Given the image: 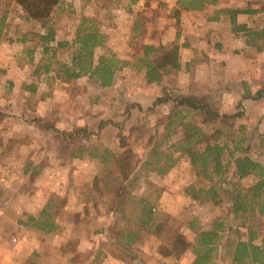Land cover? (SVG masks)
<instances>
[{
    "label": "rangeland",
    "instance_id": "obj_1",
    "mask_svg": "<svg viewBox=\"0 0 264 264\" xmlns=\"http://www.w3.org/2000/svg\"><path fill=\"white\" fill-rule=\"evenodd\" d=\"M88 1L60 0L47 21L48 25L52 24L56 39L70 41L82 15L97 16L99 28L108 36V48L118 57L122 54L121 58L126 59L123 56L129 55L127 60L132 61L142 54L143 45L150 41H154L152 45L156 47L171 42L178 46V59L180 48L185 46L181 52L186 59L189 58V65L173 69L171 60L162 56V84L150 88L145 85L140 72L123 71L124 68L116 73L112 85L104 87L88 75L65 83L55 78L54 69L46 75L34 74L35 66L43 57L35 33L42 32L44 28L41 23L27 18V13L17 2L0 0V19L4 17L0 32V146L5 143L3 136L7 133L17 137L6 141L7 155L0 153V179H3L0 180V213H23L22 221H25L27 215H36L48 199H53L50 212L58 225L52 232L22 225L17 231H22L20 238L24 239V244L13 253L17 257L23 256L24 264H190L193 259L191 251L177 257L164 256L162 248L171 245L175 234L192 242L196 228H191L190 223L209 229L215 218L224 216L226 225H230L231 229L222 233L210 264H232L227 246L229 235L243 234L247 225L256 227L259 235L264 234V217L255 213L242 217L228 213L224 190L231 191V182L234 181L232 169L224 178L223 188L218 191L221 202L214 205L207 200H193L185 193L188 185L198 188L205 181L194 173L184 156H178L179 153H174L177 161L164 175H156L140 163L149 158L152 143H160L164 139V123L161 122L166 120L164 116L170 111L172 103L152 105L155 94L165 95L162 87L177 95L215 90L216 98H213L216 106L223 112L235 113L237 102L227 98L224 90L238 88L242 82L250 86L254 84L253 79H257L253 75L256 64L247 66L245 69L248 70H243V74H227L225 69L228 64L216 58L215 63L209 64L213 58L210 54L230 46L229 49L239 55L231 66L240 68L239 58L245 61L246 58L255 59L260 52L264 55V42L262 51H256L254 47L244 51L242 46L246 37L243 32L234 33L231 30V35L229 26L222 25L221 36L212 38L206 35L207 32L200 31L203 27L194 28L192 33L191 27L190 31L185 25H180V34L176 38V23L169 24L159 19L164 12L163 7L152 9L146 3V9L137 8L130 0ZM221 3V8L229 9L256 7L257 11L249 14L244 23L251 28L264 27V0H223ZM215 9L218 8L210 6L208 11L213 13ZM130 12H138V31L132 29L129 32ZM223 30H226L224 36ZM23 38H26L25 42H21ZM103 51V48H95V58ZM72 52L73 46L68 45L57 50L56 58L68 63ZM157 54L161 55L160 52ZM260 60L263 64L258 62V65L264 69V58ZM201 64L211 68L210 74L212 71L214 74L203 75L206 72ZM245 71L252 77L248 82L239 78L247 76ZM27 86H36V91L30 92L26 88L24 93L21 88ZM261 88H264V79ZM239 110L242 115L233 119L234 129L244 137L243 145L247 146V153L264 162V99L241 103ZM33 116H40L44 122H31ZM194 118L199 119L195 115ZM39 124L51 127L41 128ZM211 126L203 125V128L209 130ZM55 129L66 133L70 130L81 132L63 150V137ZM180 135V131L174 128L169 139L175 141ZM79 143L85 145V154L71 156ZM103 149L115 154L122 150L129 153L128 165L133 170L126 183H132L133 194L148 195L151 184L161 189L155 213L166 214L167 217L160 235H145L129 251L122 248L116 250L117 246L111 242L108 227L120 221H117L115 213L108 210L109 202L116 196L114 188H105L103 182L116 176L111 174L116 171L117 164L112 156L103 162L100 157L92 156L101 155ZM95 179L98 186H94ZM252 182V176L241 180L243 186ZM130 207L127 205L126 210L129 211ZM7 240L14 241L12 237ZM112 251H118V256H113Z\"/></svg>",
    "mask_w": 264,
    "mask_h": 264
},
{
    "label": "trees",
    "instance_id": "obj_2",
    "mask_svg": "<svg viewBox=\"0 0 264 264\" xmlns=\"http://www.w3.org/2000/svg\"><path fill=\"white\" fill-rule=\"evenodd\" d=\"M13 1L25 10L27 18L41 23L44 28L42 32L35 33L43 57L41 62L35 66L34 74L46 75L54 69L55 78L65 83L88 75L94 77L99 85L104 87L112 85L116 73L125 67L143 70L145 82L148 84H160L164 76V67L160 64L162 56L171 60L173 69L180 68L176 43L169 42L168 45L158 47L152 44H144L142 54L129 61L118 57L108 48L106 44L108 36L99 28L97 16L82 15L76 26L74 38L70 41L59 40L55 38V30L52 24L48 25L47 21L53 9L59 5L60 0ZM89 1L93 3V0ZM130 1L135 2V0ZM219 2L220 0H177V8L174 12L177 17L175 37L178 38L180 34V20L178 18L180 11L201 10L207 5H217ZM255 8H218L215 9L214 14L209 19L217 20L220 15H226L231 30L234 33L243 32L246 37L245 44L248 47H254L256 51H262L264 27L251 28L244 23H238L236 18L237 14L240 13L251 14L256 12L257 9ZM137 16L138 12H136V20L131 23L133 31L139 29ZM3 19L4 17L0 19V32L4 24ZM25 41L26 38L21 39V42ZM68 45L73 46L70 61L68 63L58 61L56 58L57 50ZM97 47L103 48L104 51L95 58L94 52ZM158 52L161 55H158ZM53 64L56 65V69L52 67ZM241 86L244 92L243 99H264V88H259L252 93L246 82H242ZM27 89L30 92H35L36 86H27ZM162 91L165 95H157L158 97L154 98L152 105L172 103L170 111L164 116L166 120L161 122L164 123V139L160 143H152L149 158L144 159L140 165L144 168L147 167L156 175H164L177 161V156L174 157V153H179L178 156H184L194 173L205 181L198 188L193 184L188 185L185 188V193L193 200H207L214 205L221 202L218 191L223 188L224 178L232 169L234 181L231 182V191L224 190L225 195H227L228 213L240 214L239 217L255 213L264 217V162L252 158L247 153V146L243 145L244 137L237 134L234 129L233 119L242 115V111L239 110L241 101L236 104L237 112L227 113L216 106L215 90L201 94L182 93L178 95L166 87H162ZM194 115L199 119H195ZM36 121L44 122V119L40 116H33L31 122ZM208 124H212L210 129H204L203 125ZM39 125L45 129L51 127L49 124ZM174 128H177L181 135L175 141H171L169 138L174 133ZM55 130L61 132L64 144L58 143V146H63V150L69 147L72 138L81 132V130L74 132H70V130L66 133V131ZM161 145H165V147ZM85 149V145L79 143L76 150L71 152V156L81 157L85 154ZM94 155L100 157L102 162L108 156H112L117 164L116 171L111 174L116 176L107 178L103 182L105 188L108 189V186L114 188L116 195L108 204V210L115 213L117 221H120L113 225L110 224L108 227L111 242L117 246L116 250L122 248L129 251L145 235L158 237L167 217L166 214L155 213V203L161 189L155 184H151L148 195L139 196L132 193V183H126L132 169L128 165V152L124 153L122 150L115 154L108 149H103L101 155L92 154V156ZM247 176H252L253 182L243 186L241 180ZM97 183L98 181L95 179L94 186H98ZM53 202V199H48L36 215H27L26 220L21 221V223L41 231H55L58 225L50 212ZM127 205L131 206L129 211L126 210ZM189 226L196 228L192 242L185 240L179 234H175L172 237L171 245L162 248V250L164 249V256L174 255L177 257L186 251H191L193 259L190 264H210L215 257L222 233L231 229L230 225H226V218L222 216L215 218L209 229H201L193 223H190ZM227 246H229L232 264H264V234L259 235L256 227L247 225L243 234L234 237L229 235ZM117 252L112 251L111 254L118 256Z\"/></svg>",
    "mask_w": 264,
    "mask_h": 264
},
{
    "label": "crops",
    "instance_id": "obj_3",
    "mask_svg": "<svg viewBox=\"0 0 264 264\" xmlns=\"http://www.w3.org/2000/svg\"><path fill=\"white\" fill-rule=\"evenodd\" d=\"M223 0H220L219 4L217 5H207L206 7H204L203 9L201 10H191V11H180L179 13V20H180V25L184 26L186 29H189V27H191V32L193 33V29L194 28H197V27H203L202 30L200 31H203V32H207V36L211 35V38L213 36H218L220 37L221 36V30H220V27L221 25L224 27V26H229V31H230V34L232 35V31H231V27H230V24L228 23V20L226 18V15L224 16H221L219 19L217 20H210L209 17L212 16V14H214V10H213V13L212 11H208L210 6L212 7H215V8H221L222 6V3ZM146 3H149V7L150 8H154V9H157L159 7V9H162L163 7V14L159 17L160 21L162 22L163 20H166L167 22H169V24L171 23H176V16H175V9L177 8V0H135V4H133V6L137 7V8H140V7H144L146 9ZM221 3V4H220ZM133 6L131 5L130 8H132L131 10L133 11ZM129 8V10H130ZM207 12V14L204 16V19L200 21V18L202 17V15H204L205 13ZM160 13V12H159ZM128 22H129V32H131L132 28H131V23L136 20V12H130L128 14ZM249 17V14L247 13H240V14H237L236 18H237V22H240V23H244L247 21ZM139 20V25H140V19L138 18ZM164 24V23H163ZM201 24V25H200ZM218 24V25H217ZM245 24V23H244ZM179 25V26H180ZM217 25V27H216ZM213 28V29H212ZM218 28V29H217ZM175 29V27H174ZM177 30V29H176ZM176 30H175V33L176 34ZM223 36H224V33H226V30H223ZM170 35V34H169ZM235 36V35H234ZM161 37H163V35H161ZM170 39V37H168ZM172 38V37H171ZM173 39V38H172ZM168 40V39H167ZM162 41V40H161ZM154 41H150L149 44H155L153 43ZM216 46V45H215ZM185 47V46H184ZM180 48V57H179V64H180V67H187L189 65V58L186 59L183 55V52H181V49H185V48ZM223 46H221L222 48ZM230 46H225L223 47V49H221L220 51H218L216 54L214 52H211V56L213 58H211V61H209V64H212V63H215L214 59L216 58L217 60H221L222 62H225L228 64V66L226 67L225 69V73H235L236 75L239 73V74H243V70H248L245 69L247 66H252V65H255V69L256 71H254V77H256L257 79H253V83L254 84H251V86L248 84V88L249 90L254 93V90L256 91L257 89L261 88L262 85H263V79H264V69L263 67L259 66L258 65V62H261L263 64V60L261 61L260 59L264 58V55H263V52H260L258 54H256V58L255 59H250L248 60L247 58L245 59V61H242L241 58L240 61H241V66L240 68H236L233 66H231L236 59H237V55L235 53L234 50H230L229 49ZM242 48H244V51H247L248 49V46L243 43V46ZM264 51V49H263ZM243 54V53H242ZM122 55V54H121ZM121 55H120V58H121ZM183 55V56H182ZM123 58H126V59H129V55L126 56L124 55ZM186 59V60H185ZM255 60V61H254ZM256 60H257V63H256ZM252 62H254V64H252ZM201 65H204V71L206 73H203V75H210L212 76L214 74V72L212 71L211 74H210V71L212 70L211 68H208L205 66V64H201ZM202 70H203V67H201ZM126 70V71H132V70H136L138 72L141 73V76H142V80L145 81L144 79V71L143 70H138L136 68H131V67H125L123 69V71ZM122 71V70H121ZM247 72V71H245ZM246 77H239L243 80H248L249 79H252V77L250 78L249 73L247 72L246 73ZM252 73H251V76H253ZM164 77V76H163ZM205 76H203L204 78ZM202 79V77H201ZM247 81V82H248ZM162 84V81L160 82ZM11 85V83H9ZM145 85H147L149 88L152 87L153 85H157V87L160 85V84H157V83H151V84H148L147 82H145ZM25 88H21V89H24V93H26ZM38 89V88H37ZM224 95L227 96V98H231L233 100H235L236 102L238 101H241L242 104H246V102L248 101H255V100H259V99H262V98H259V99H251V98H242L243 97V89L239 86L238 88H235L233 90H228V89H225L224 90ZM156 96L158 94H155ZM152 97H155L154 95ZM3 140L5 141L4 144H2L0 146V153H3L4 155H7V151H8V146L6 144V141L10 140L11 138H17L15 134H11V133H7L6 136H3ZM17 150V148L15 149V151ZM10 153V152H9ZM3 164V163H1ZM8 166H7V163L5 162L4 163V168L6 169ZM1 181H3V179H0ZM23 213H0V264H24V259H23V256L22 257H17V255L15 253H13V251L15 250H20V248L22 247V245L24 244V239L23 238H20L21 236V233L22 231L18 232L17 230H20L21 226L23 225L21 223L22 219H23ZM21 219V220H19ZM19 220V221H18ZM20 223V224H18ZM11 224V225H10ZM19 227V228H17ZM8 237H12V239H14L13 242H8ZM15 256V257H14Z\"/></svg>",
    "mask_w": 264,
    "mask_h": 264
}]
</instances>
